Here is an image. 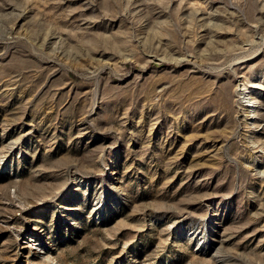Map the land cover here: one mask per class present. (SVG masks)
Wrapping results in <instances>:
<instances>
[{
  "label": "rangeland",
  "instance_id": "1",
  "mask_svg": "<svg viewBox=\"0 0 264 264\" xmlns=\"http://www.w3.org/2000/svg\"><path fill=\"white\" fill-rule=\"evenodd\" d=\"M0 264H264V0H0Z\"/></svg>",
  "mask_w": 264,
  "mask_h": 264
}]
</instances>
